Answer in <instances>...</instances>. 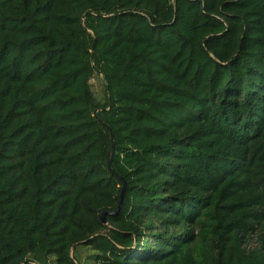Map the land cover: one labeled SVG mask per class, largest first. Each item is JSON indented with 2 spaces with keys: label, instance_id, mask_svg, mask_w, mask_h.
<instances>
[{
  "label": "trees",
  "instance_id": "16d2710c",
  "mask_svg": "<svg viewBox=\"0 0 264 264\" xmlns=\"http://www.w3.org/2000/svg\"><path fill=\"white\" fill-rule=\"evenodd\" d=\"M78 246L264 264V0H0V264Z\"/></svg>",
  "mask_w": 264,
  "mask_h": 264
},
{
  "label": "rangeland",
  "instance_id": "374dc122",
  "mask_svg": "<svg viewBox=\"0 0 264 264\" xmlns=\"http://www.w3.org/2000/svg\"><path fill=\"white\" fill-rule=\"evenodd\" d=\"M91 84L98 103L104 104L106 101V85L103 76L100 73L95 72ZM75 255L78 258L79 264H97L93 259L96 252L91 248L78 246L76 247Z\"/></svg>",
  "mask_w": 264,
  "mask_h": 264
},
{
  "label": "water",
  "instance_id": "95a60500",
  "mask_svg": "<svg viewBox=\"0 0 264 264\" xmlns=\"http://www.w3.org/2000/svg\"><path fill=\"white\" fill-rule=\"evenodd\" d=\"M105 124V123H103ZM107 128L109 129L110 132H112V129L110 126L107 125ZM114 135L111 134V140H112V143H111V147H110V150L108 152V168L111 169L112 168V163H113V160H114V156H115V141H114ZM113 173L119 177V179L121 180V182L123 183V186H122V190H121V195H120V202H119V206L117 207V209L115 211H104L102 214H101V220L103 223H107V219H106V216L107 215H111V216H114V215H117L120 210H121V206H122V203H123V198H124V194L126 192V189H127V183L125 181V179L121 176H119V174L115 173L113 171Z\"/></svg>",
  "mask_w": 264,
  "mask_h": 264
}]
</instances>
